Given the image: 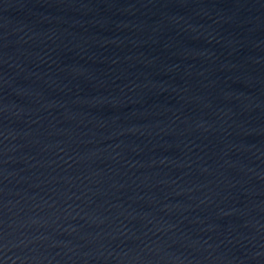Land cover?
<instances>
[{
	"label": "water",
	"instance_id": "95a60500",
	"mask_svg": "<svg viewBox=\"0 0 264 264\" xmlns=\"http://www.w3.org/2000/svg\"><path fill=\"white\" fill-rule=\"evenodd\" d=\"M0 264H264V0H0Z\"/></svg>",
	"mask_w": 264,
	"mask_h": 264
}]
</instances>
